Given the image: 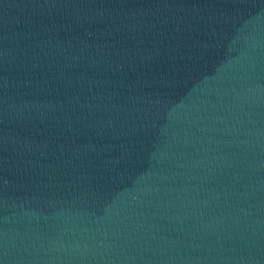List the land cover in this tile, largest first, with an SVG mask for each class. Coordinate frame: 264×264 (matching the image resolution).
<instances>
[{"label":"water","instance_id":"1","mask_svg":"<svg viewBox=\"0 0 264 264\" xmlns=\"http://www.w3.org/2000/svg\"><path fill=\"white\" fill-rule=\"evenodd\" d=\"M0 264H264V0H0Z\"/></svg>","mask_w":264,"mask_h":264}]
</instances>
